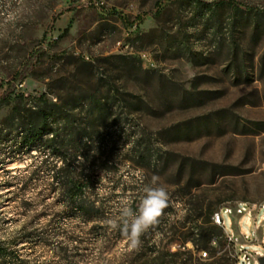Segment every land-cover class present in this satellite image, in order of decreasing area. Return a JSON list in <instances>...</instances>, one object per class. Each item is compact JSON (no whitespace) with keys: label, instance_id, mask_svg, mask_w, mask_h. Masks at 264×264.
<instances>
[{"label":"rangeland","instance_id":"1","mask_svg":"<svg viewBox=\"0 0 264 264\" xmlns=\"http://www.w3.org/2000/svg\"><path fill=\"white\" fill-rule=\"evenodd\" d=\"M254 10L264 0H0V95L12 91L0 105V264H121L138 247L51 191L60 162L7 119L42 93L115 105L117 125L84 163L98 177L88 197L110 198L111 223L161 184L168 207L147 246L179 250L200 205L229 209L241 243L234 210L264 205V16Z\"/></svg>","mask_w":264,"mask_h":264},{"label":"trees","instance_id":"2","mask_svg":"<svg viewBox=\"0 0 264 264\" xmlns=\"http://www.w3.org/2000/svg\"><path fill=\"white\" fill-rule=\"evenodd\" d=\"M236 12L242 15L253 11L237 7ZM254 12V15L264 16V10ZM10 93L12 91L9 89V92L0 95V105L7 102ZM19 98L21 103L23 97ZM27 100L28 103L24 106L12 107L7 119L17 124L18 134L24 143L40 142L47 157L51 156L60 162L59 167L56 163L51 167V191L57 192L62 204L75 211L85 221L103 222L108 225L105 228L101 227L104 232L106 229L118 231L119 237L125 238L124 218L121 219L119 226L113 227L111 223L113 212L109 205L110 198L88 197L95 195L97 189L95 179L98 177L89 166H84V163L90 162L89 153L99 154L100 146L97 142L106 127L117 125L118 113L113 111L116 109L115 105L96 98L87 103L79 98L71 103L54 102L48 99L45 93L31 96ZM138 154L140 160L146 159L145 151H138ZM46 166L47 158L40 162V166L33 171L28 180H32L38 170ZM109 190L114 191L115 188L110 187ZM127 190H129L127 187L121 188V191ZM108 195H111V192ZM214 212L216 210L210 206L196 207L191 230L182 236L179 250L174 253L158 250L153 244L147 246L160 225L158 221L141 237V244L133 252L134 257H130L132 254L125 255L121 264H235L234 259L226 252L219 254L227 241L222 228L212 223L211 217ZM212 238L216 240V247L210 246ZM186 242L192 244L193 250L185 248ZM199 252H205L206 258L202 259L195 255Z\"/></svg>","mask_w":264,"mask_h":264},{"label":"built area","instance_id":"3","mask_svg":"<svg viewBox=\"0 0 264 264\" xmlns=\"http://www.w3.org/2000/svg\"><path fill=\"white\" fill-rule=\"evenodd\" d=\"M234 215L238 218V234L241 238V243H235V234L232 229L229 209L221 208L214 212L211 220L214 225L222 228L227 245L233 247L231 257L234 259L235 264H260V261H264V248L261 247L264 241V205L254 211L246 204H240L234 210ZM225 217L229 218V228L226 226ZM241 222L249 231L247 229L240 230L239 225ZM257 232L259 234L258 238L256 236ZM210 246L216 247V242H214L213 238L210 241ZM255 246L261 248L250 250ZM198 256L205 259L206 253L199 252Z\"/></svg>","mask_w":264,"mask_h":264},{"label":"clouds","instance_id":"4","mask_svg":"<svg viewBox=\"0 0 264 264\" xmlns=\"http://www.w3.org/2000/svg\"><path fill=\"white\" fill-rule=\"evenodd\" d=\"M169 194L165 186L157 184L146 187L140 200L139 207L133 209L124 205L120 215L124 218L123 231L126 234L130 247L141 244V237L156 223L168 207ZM116 225L113 224V227Z\"/></svg>","mask_w":264,"mask_h":264},{"label":"water","instance_id":"5","mask_svg":"<svg viewBox=\"0 0 264 264\" xmlns=\"http://www.w3.org/2000/svg\"><path fill=\"white\" fill-rule=\"evenodd\" d=\"M260 264H264V261H260Z\"/></svg>","mask_w":264,"mask_h":264},{"label":"bare ground","instance_id":"6","mask_svg":"<svg viewBox=\"0 0 264 264\" xmlns=\"http://www.w3.org/2000/svg\"><path fill=\"white\" fill-rule=\"evenodd\" d=\"M213 239H214V242H215L216 241L215 238H213Z\"/></svg>","mask_w":264,"mask_h":264}]
</instances>
